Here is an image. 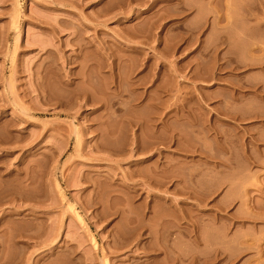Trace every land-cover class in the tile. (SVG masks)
<instances>
[{
	"label": "rangeland",
	"instance_id": "rangeland-1",
	"mask_svg": "<svg viewBox=\"0 0 264 264\" xmlns=\"http://www.w3.org/2000/svg\"><path fill=\"white\" fill-rule=\"evenodd\" d=\"M0 264H264V0H0Z\"/></svg>",
	"mask_w": 264,
	"mask_h": 264
},
{
	"label": "bare ground",
	"instance_id": "bare-ground-1",
	"mask_svg": "<svg viewBox=\"0 0 264 264\" xmlns=\"http://www.w3.org/2000/svg\"><path fill=\"white\" fill-rule=\"evenodd\" d=\"M16 10H17V9H16ZM55 30H56V29H55ZM85 77H86V78H85ZM85 77H84V80H86V81H85L84 83L87 82V77H88V75H86ZM89 80H90V78L88 77V82H87V83L90 82ZM86 93L88 94V92H86V91L83 92V94H82V93H81V94H82V96L85 94L83 97L86 99V102H87V101H88V100H87V99H88V98H87L88 95H87ZM81 94H79V95H81ZM78 97H79V96H78ZM79 98H80V97H79ZM81 99H82V98H81ZM99 99H100V98H98V100H99ZM96 100H97V98H96ZM96 100H95V101H96ZM98 100H97L95 103H97ZM86 102H85V103H86ZM162 121L164 122V119H162Z\"/></svg>",
	"mask_w": 264,
	"mask_h": 264
}]
</instances>
